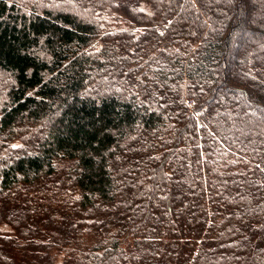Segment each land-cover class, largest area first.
Returning a JSON list of instances; mask_svg holds the SVG:
<instances>
[{
	"label": "trees",
	"instance_id": "obj_1",
	"mask_svg": "<svg viewBox=\"0 0 264 264\" xmlns=\"http://www.w3.org/2000/svg\"><path fill=\"white\" fill-rule=\"evenodd\" d=\"M0 264H264V0H0Z\"/></svg>",
	"mask_w": 264,
	"mask_h": 264
},
{
	"label": "rangeland",
	"instance_id": "obj_2",
	"mask_svg": "<svg viewBox=\"0 0 264 264\" xmlns=\"http://www.w3.org/2000/svg\"><path fill=\"white\" fill-rule=\"evenodd\" d=\"M189 105H190V106H192V105H193V103H192V102H189ZM57 262H58V263H60V262H61V257H58V258H57Z\"/></svg>",
	"mask_w": 264,
	"mask_h": 264
}]
</instances>
